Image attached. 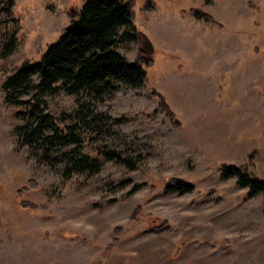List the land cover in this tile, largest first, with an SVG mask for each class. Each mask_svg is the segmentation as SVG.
Segmentation results:
<instances>
[{
    "label": "rangeland",
    "instance_id": "374dc122",
    "mask_svg": "<svg viewBox=\"0 0 264 264\" xmlns=\"http://www.w3.org/2000/svg\"><path fill=\"white\" fill-rule=\"evenodd\" d=\"M13 1L12 17L0 18V264H264V195L249 198L222 178L226 165L264 181V0H120L135 12V30L121 34L140 38H119L116 50L152 64L143 87L115 83L97 105L122 123L77 128L82 153L101 167L70 175L61 159L69 147L45 162L19 144L26 119L3 83L38 63L86 0ZM14 32L16 49L3 57ZM46 101L59 127L71 123L74 96ZM174 181L194 190L166 193Z\"/></svg>",
    "mask_w": 264,
    "mask_h": 264
},
{
    "label": "trees",
    "instance_id": "16d2710c",
    "mask_svg": "<svg viewBox=\"0 0 264 264\" xmlns=\"http://www.w3.org/2000/svg\"><path fill=\"white\" fill-rule=\"evenodd\" d=\"M13 7L14 1L7 0L0 9V18L5 16L10 19ZM189 14L218 27L213 18L203 12L190 10ZM123 28L135 30L133 3L86 0L77 20L63 32L60 40L45 52L41 60L34 65L18 68L3 83L7 102L21 106L19 115L26 119L24 125L16 128L19 144L31 151H40L38 156L45 162L53 158V151L69 147L61 155L68 175L75 172L96 174L101 167L98 159L82 153V140L77 128L103 133L107 124L113 122L110 126H114L122 123L124 118L114 119L108 113H101L97 105L116 90L115 83L141 88L147 81V69L152 61L138 58L130 62L116 50L117 39L128 42L140 38L138 34H121ZM16 35L17 32H14L9 36L3 46V57H8L16 49ZM62 92L76 98L77 109L67 116L71 123L59 127L44 108L47 98ZM27 96L30 98L24 99ZM159 97L161 106L170 112L164 96L159 94ZM105 156L135 168L132 160L116 151H108ZM222 169V178H235L240 187L247 188L249 198L264 195L263 180L241 167L224 165ZM193 190L194 186L190 183L174 181L167 185L165 192L188 194Z\"/></svg>",
    "mask_w": 264,
    "mask_h": 264
}]
</instances>
